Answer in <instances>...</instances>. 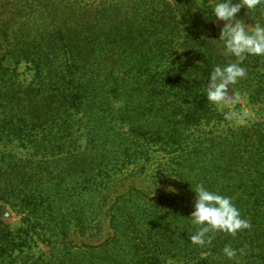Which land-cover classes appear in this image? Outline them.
<instances>
[{
    "label": "trees",
    "instance_id": "obj_1",
    "mask_svg": "<svg viewBox=\"0 0 264 264\" xmlns=\"http://www.w3.org/2000/svg\"><path fill=\"white\" fill-rule=\"evenodd\" d=\"M201 2L175 0L170 24L149 19L128 30L129 36L120 35L119 48L130 47V52H113L118 46L105 20L101 28L81 26L79 32L86 35L76 32L77 41L48 39L44 43L48 52L42 56L0 57L2 74L8 71L2 65L5 60L28 63L39 85L24 92L28 110L22 107L2 121L5 136L15 134L24 142L29 130L42 128L44 147L67 155L53 162L42 183L24 180L17 185L10 180L14 168L6 167L10 179L0 184V201L31 209L32 219L16 231L7 230L0 219V264H50L44 256L28 257L34 237L58 250L71 235V226L84 235L89 223L97 226L105 219L114 235L88 248L103 251L102 257L81 258L78 264H168L170 258L176 261L171 264H264V57L248 56L241 65L245 77L229 86L255 107L258 122L207 139L204 153L185 147L184 133L192 126L219 120L206 99L210 73L217 65L235 62L218 40L215 0ZM237 18L264 25V2L251 10L242 8ZM115 105L121 108L116 110ZM126 126L130 138L122 133ZM149 143L177 153L173 172L194 195L190 203L180 196L172 203L176 232H170L172 224L160 213L159 203L146 201L141 190L130 187L114 199L107 193L111 173L119 164L142 156L136 149ZM83 148L91 155L82 161L78 153ZM106 148L110 152L102 154ZM197 184L231 197L251 228L235 236L210 232V244L193 245L190 236L198 226L186 213L194 210L192 190ZM225 246L237 250L234 259L223 254Z\"/></svg>",
    "mask_w": 264,
    "mask_h": 264
},
{
    "label": "rangeland",
    "instance_id": "obj_2",
    "mask_svg": "<svg viewBox=\"0 0 264 264\" xmlns=\"http://www.w3.org/2000/svg\"><path fill=\"white\" fill-rule=\"evenodd\" d=\"M198 1L200 3L202 0ZM175 5V0H0V57L21 53L42 56L48 52L44 45L48 39L77 41L76 32L80 34V37L86 35L79 32L82 31L81 26L86 29L93 26L101 28L105 20L109 36L117 44L120 35L129 36L128 30H136L140 24H144L149 19L158 21L161 18L164 23L170 24L169 12L175 10ZM218 25L220 28L222 27L220 21ZM117 46L113 48L115 53L132 50L130 47L119 48L118 44ZM2 65L7 67L8 71L2 74L3 71L0 70V184L6 183L10 178L17 185L22 184L24 180H30L31 183H42L46 181L47 171L53 167V162L56 159H63L67 155L64 152H52L44 147L45 136L42 128L29 130L24 142L21 141V137L14 138L15 134L5 136L7 131H5V123L2 121L18 113L22 107H27L28 110L29 102L25 98L24 92L37 89L39 85H37L38 80L35 78V71L31 64L20 62L14 65L5 60ZM31 95H33L32 92L30 97ZM229 97L223 108L213 104L219 120L215 121V119L211 123L201 126H192L184 133L187 150H193L196 147L204 153V149L208 145L207 139L228 135L229 129L245 127L253 122H258L259 116L256 114L255 107L249 105L244 97L230 87ZM10 103L13 104L11 107L8 106ZM40 108L42 115L44 112L42 104H40ZM120 108V105H115L116 110ZM23 110L25 109L23 108ZM230 112L246 113L245 122L239 124L235 118H227ZM79 117L83 118V115L81 114ZM127 131L129 128L126 126L122 133H126V136L130 138ZM9 138H13L12 141H9ZM149 144L143 149H136L143 152L142 156L137 155V158L133 159L134 161L131 160V163L119 164V167L116 168L119 170L111 173L112 177L108 180L110 188L107 193L109 198L114 199L126 193L130 187L141 190L146 196V201L151 204L159 203L160 213L164 214L172 224L170 232H176L178 221L171 215L172 203L179 196L190 203L194 195H189L186 189L187 182L183 179L179 180L173 172L177 168V162L172 158L177 153L173 154L174 152L168 150L170 153L168 154L160 150V146ZM105 150L101 151L102 154L110 152L109 148ZM79 152V159L82 161L91 155L85 153L84 148ZM216 161L220 162L218 159ZM69 164L64 166L67 167ZM7 166L14 168V173L10 178L7 176ZM162 202L165 203L164 206ZM87 210L92 211V208L88 207ZM29 211L31 209L23 210V208L0 201V219L7 230L25 229L29 220L32 219L29 217ZM186 214L187 216L191 215L190 210L189 214L188 211ZM76 228L70 227L71 235L63 240L65 244L57 246L58 250H51L50 245L34 237L36 242L31 243L32 249L28 257L36 260L40 256H44L45 261L50 264H78L81 258L91 259L93 257L97 260L102 257L103 251H92L88 248L96 246L114 235L108 219L103 220L97 226L93 222L89 223L88 231L84 235L75 231ZM171 239L174 240V237L172 236ZM169 261L176 263L175 259L170 258Z\"/></svg>",
    "mask_w": 264,
    "mask_h": 264
},
{
    "label": "clouds",
    "instance_id": "obj_3",
    "mask_svg": "<svg viewBox=\"0 0 264 264\" xmlns=\"http://www.w3.org/2000/svg\"><path fill=\"white\" fill-rule=\"evenodd\" d=\"M261 2L264 0H215L213 17L222 22L218 40L223 41L226 54L235 57L233 63L215 66L209 76L206 99L220 108L230 98L229 86L246 75L245 68L241 66L244 60L248 56L264 57V25H249L237 19L242 8L251 10ZM245 115L230 112L227 118H235L237 123L243 124ZM192 191L195 194L194 210L189 220L198 226V230L190 236L193 245L210 244V232L219 231L235 236L237 232L251 228L250 222L242 218L231 197L211 191L203 184H197ZM223 254L232 260L237 256V250L225 246Z\"/></svg>",
    "mask_w": 264,
    "mask_h": 264
}]
</instances>
